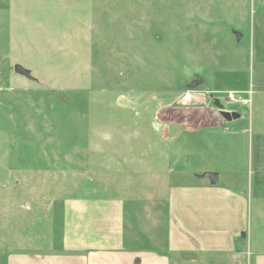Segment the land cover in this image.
I'll return each mask as SVG.
<instances>
[{
	"label": "rangeland",
	"instance_id": "rangeland-1",
	"mask_svg": "<svg viewBox=\"0 0 264 264\" xmlns=\"http://www.w3.org/2000/svg\"><path fill=\"white\" fill-rule=\"evenodd\" d=\"M214 100L264 129V0H0V249H45L54 202L116 197L130 214L148 196L165 214L172 184L248 174V141L197 127L190 108Z\"/></svg>",
	"mask_w": 264,
	"mask_h": 264
},
{
	"label": "crops",
	"instance_id": "crops-1",
	"mask_svg": "<svg viewBox=\"0 0 264 264\" xmlns=\"http://www.w3.org/2000/svg\"><path fill=\"white\" fill-rule=\"evenodd\" d=\"M190 110L203 118L197 127L222 129L248 141V174H224L221 180L217 175L215 184L200 175L168 186L164 240L158 225L165 214L156 212L148 196L130 214L125 201L116 197L54 202L46 248L0 249V264H244L246 255L245 264H264V129H235L234 120L225 122L210 108Z\"/></svg>",
	"mask_w": 264,
	"mask_h": 264
},
{
	"label": "water",
	"instance_id": "water-1",
	"mask_svg": "<svg viewBox=\"0 0 264 264\" xmlns=\"http://www.w3.org/2000/svg\"><path fill=\"white\" fill-rule=\"evenodd\" d=\"M13 72L15 74H18L20 76H23L27 79H32L30 76V72L20 65L16 64L13 66ZM202 84V80L198 77L195 76V78L192 80L191 83H189L186 88L187 90H194L197 87H199ZM214 107L218 110L219 115L225 122H230L232 120H236L240 117V114L235 113V112H228L224 110V106L219 102V100H214L213 101ZM202 178H208L211 184H215L217 175L213 173H204L201 175Z\"/></svg>",
	"mask_w": 264,
	"mask_h": 264
},
{
	"label": "built area",
	"instance_id": "built-area-1",
	"mask_svg": "<svg viewBox=\"0 0 264 264\" xmlns=\"http://www.w3.org/2000/svg\"><path fill=\"white\" fill-rule=\"evenodd\" d=\"M194 95H196L197 99H199L200 93L188 90L185 94L181 95V97L179 99V103L181 105L190 104L194 100ZM227 101L231 102V103L238 102L242 106L247 107L250 104V96L247 98H241V99L239 98L238 100H236L234 96L229 94V95H227Z\"/></svg>",
	"mask_w": 264,
	"mask_h": 264
},
{
	"label": "flooded vegetation",
	"instance_id": "flooded-vegetation-1",
	"mask_svg": "<svg viewBox=\"0 0 264 264\" xmlns=\"http://www.w3.org/2000/svg\"><path fill=\"white\" fill-rule=\"evenodd\" d=\"M224 110H225V105H224Z\"/></svg>",
	"mask_w": 264,
	"mask_h": 264
}]
</instances>
